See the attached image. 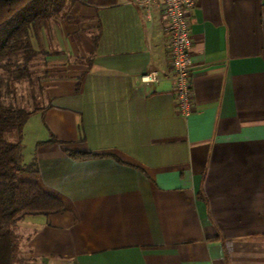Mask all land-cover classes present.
<instances>
[{
  "label": "crops",
  "instance_id": "0c3cea01",
  "mask_svg": "<svg viewBox=\"0 0 264 264\" xmlns=\"http://www.w3.org/2000/svg\"><path fill=\"white\" fill-rule=\"evenodd\" d=\"M46 1L60 15L30 33L47 103L24 162L68 208L20 221L19 264H264V0L188 12V116L159 5Z\"/></svg>",
  "mask_w": 264,
  "mask_h": 264
},
{
  "label": "trees",
  "instance_id": "16d2710c",
  "mask_svg": "<svg viewBox=\"0 0 264 264\" xmlns=\"http://www.w3.org/2000/svg\"><path fill=\"white\" fill-rule=\"evenodd\" d=\"M46 0H0V69L12 80L28 76V68L18 64L35 55L30 33L50 15ZM6 82L0 78V264L20 263L19 223L28 215H47L68 208L66 199L45 186L35 159H22V136L26 121L43 109H26L4 101ZM14 133V139L8 137ZM50 140L56 141L55 138ZM63 146L64 142H59ZM64 150L74 158L98 156L87 150Z\"/></svg>",
  "mask_w": 264,
  "mask_h": 264
},
{
  "label": "built area",
  "instance_id": "2783aa9c",
  "mask_svg": "<svg viewBox=\"0 0 264 264\" xmlns=\"http://www.w3.org/2000/svg\"><path fill=\"white\" fill-rule=\"evenodd\" d=\"M143 8L144 16L151 18L153 4L161 7L166 20L165 30L169 38L170 77L173 81L176 110L183 116L192 111L190 73L193 66V40L188 21V12L196 0H132ZM157 78L152 71L141 76L142 81L150 82Z\"/></svg>",
  "mask_w": 264,
  "mask_h": 264
},
{
  "label": "rangeland",
  "instance_id": "374dc122",
  "mask_svg": "<svg viewBox=\"0 0 264 264\" xmlns=\"http://www.w3.org/2000/svg\"><path fill=\"white\" fill-rule=\"evenodd\" d=\"M50 14L53 18H57L60 15V10L58 9V6H54L52 9H50ZM33 57L29 58L27 62H23V59L21 57H19V59L17 60L19 62L18 64L20 65H23L25 63L28 68V76H23L22 78H19L17 80H12V78H8L10 76L7 72H5L3 69H0V78H3L4 82H6V88L3 91V98L5 102L26 109H31L33 107H42L46 105L47 96L45 95L44 91L45 86H41L37 76V73L40 69L37 70L36 64H40V59L38 58L39 56L36 57V59ZM24 128L25 127H23L22 144L23 146L28 147L32 138V133L29 132L28 125L26 126L25 131ZM14 136V133L8 135L10 139H14ZM24 156L25 154L22 149L23 161L25 160ZM30 161H32V159Z\"/></svg>",
  "mask_w": 264,
  "mask_h": 264
}]
</instances>
